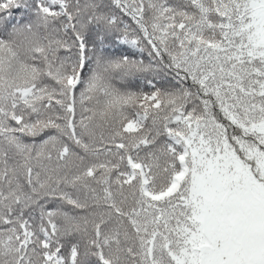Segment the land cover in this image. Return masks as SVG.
I'll return each instance as SVG.
<instances>
[{"label":"snow or ice","instance_id":"obj_1","mask_svg":"<svg viewBox=\"0 0 264 264\" xmlns=\"http://www.w3.org/2000/svg\"><path fill=\"white\" fill-rule=\"evenodd\" d=\"M0 264H264V0H0Z\"/></svg>","mask_w":264,"mask_h":264}]
</instances>
